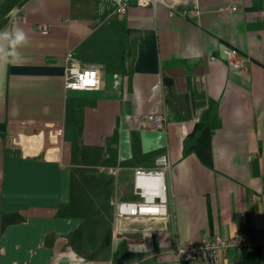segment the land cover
Returning a JSON list of instances; mask_svg holds the SVG:
<instances>
[{"label": "crops", "instance_id": "0c3cea01", "mask_svg": "<svg viewBox=\"0 0 264 264\" xmlns=\"http://www.w3.org/2000/svg\"><path fill=\"white\" fill-rule=\"evenodd\" d=\"M198 4L190 19L135 0L123 16L106 0H10L3 17L18 7L29 42L16 64H0V264H66L62 253L75 264H177V243L264 231V0ZM225 47L249 58L245 69ZM68 53L99 71V90L65 88ZM153 112L167 116L165 131L142 126ZM198 123L211 130L208 163L193 149ZM166 152L168 216L116 223V202L136 199L134 169ZM92 209L93 222L109 220L103 231ZM219 264L264 255L235 247Z\"/></svg>", "mask_w": 264, "mask_h": 264}, {"label": "built area", "instance_id": "2783aa9c", "mask_svg": "<svg viewBox=\"0 0 264 264\" xmlns=\"http://www.w3.org/2000/svg\"><path fill=\"white\" fill-rule=\"evenodd\" d=\"M114 5V14L126 15L133 0H106ZM191 1L194 6L180 9V5H187ZM140 7H151L155 11L158 5L166 6L171 16H183L199 19L201 9L198 0H135ZM237 6L227 5L221 8L223 12L237 11ZM20 10H16L19 13ZM39 31L42 34L50 32V26L43 24ZM227 62L235 69H245L249 58L242 56L238 50L225 47L223 50ZM64 84L67 90L94 91L101 87V76L96 68L83 66L73 55L68 53L64 63ZM142 126L148 129L165 131L169 124L167 116L153 112L143 116ZM109 172L117 175L120 168H109ZM171 172L169 154L162 153L155 159L152 168L136 167L133 171L134 200L118 201L115 204V222L133 218H165L169 214V184L168 174ZM119 228L118 226H116ZM258 245L264 255V231L245 232L233 237L221 235H205L197 243H177L173 251L177 264H219L222 255L235 247L253 250ZM86 264V262H85Z\"/></svg>", "mask_w": 264, "mask_h": 264}, {"label": "clouds", "instance_id": "9594fccd", "mask_svg": "<svg viewBox=\"0 0 264 264\" xmlns=\"http://www.w3.org/2000/svg\"><path fill=\"white\" fill-rule=\"evenodd\" d=\"M13 10L9 13L12 16L11 26L0 31V64H16L21 58L22 54L20 49L25 47L29 38L26 32L18 26V21L15 18ZM62 258L66 260V264H75L65 253L61 254ZM81 264L83 259L81 258Z\"/></svg>", "mask_w": 264, "mask_h": 264}, {"label": "trees", "instance_id": "16d2710c", "mask_svg": "<svg viewBox=\"0 0 264 264\" xmlns=\"http://www.w3.org/2000/svg\"><path fill=\"white\" fill-rule=\"evenodd\" d=\"M196 133H199L197 136V141L195 145L193 146V149L200 155L201 159L205 162H209V156L210 152L206 150V148L209 147V142L211 139V130L210 128L203 124V123H198L195 126V130L193 132V135ZM256 232H261V231H256ZM248 251H256V252H261V247L256 245L253 250H248Z\"/></svg>", "mask_w": 264, "mask_h": 264}, {"label": "rangeland", "instance_id": "374dc122", "mask_svg": "<svg viewBox=\"0 0 264 264\" xmlns=\"http://www.w3.org/2000/svg\"><path fill=\"white\" fill-rule=\"evenodd\" d=\"M10 4V0H7L6 1V4H4L2 7H1V9L2 10H0V23H2V22H4V21H6V20H8V19H10L11 17L10 16H8V17H3V13L5 12V9H7V5L8 4ZM13 10H20L18 7H12V9H11V13L13 12ZM9 14V13H8ZM16 14H18V12H15L14 13V15H16ZM101 172V171H100ZM102 174H104V173H102ZM108 212H110V209L108 210ZM100 212H99V210L98 209H92L91 211H90V213H89V215H88V221H90V222H92V226L93 227H95L96 228V230L98 231H100V230H104L105 228H106V224H107V222L109 221L108 219H105V217H103L102 219H100V218H98V221L97 222H93V221H95L94 219L96 218V215L97 214H99ZM95 216V217H94ZM97 217H99V215L97 216ZM89 223V222H88ZM98 231V232H99ZM101 231V232H102Z\"/></svg>", "mask_w": 264, "mask_h": 264}]
</instances>
